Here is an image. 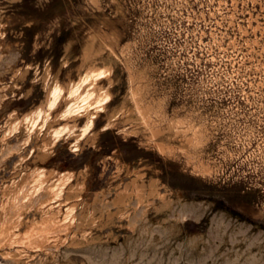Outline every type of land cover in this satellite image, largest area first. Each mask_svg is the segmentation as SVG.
Segmentation results:
<instances>
[{"label":"rangeland","instance_id":"374dc122","mask_svg":"<svg viewBox=\"0 0 264 264\" xmlns=\"http://www.w3.org/2000/svg\"><path fill=\"white\" fill-rule=\"evenodd\" d=\"M166 6L167 0H0V209L4 186L36 166L47 172L52 168L82 171L72 182L85 176V190L76 200L66 201L64 195L50 200L43 190L32 193L34 207L23 211L24 220L41 218L50 206L59 209L63 218L71 204L76 216L52 230L47 242L36 243L41 245L37 248L24 242H1L0 264H264V168L244 160L240 170L245 176L238 179L231 161L203 147L193 160L179 151L162 154L148 140L145 124L135 119L122 49L129 44L132 71L144 76L151 97L164 100L158 76L152 74L160 53L155 51L157 43L167 36L174 46L177 23L172 16L170 29L165 28L166 16L174 14ZM91 61L111 64L114 81L113 98L94 131L108 121L111 111L126 104L111 129L100 131L94 142L92 137L84 140L79 152L73 151L74 138L61 140L50 159L43 158L38 148L44 134L32 137L27 146L20 143L25 138L23 128L3 139L12 111L21 114L44 98L48 64V80L61 66L60 79L68 83ZM164 108L169 117L184 116L173 103ZM247 120H264V110ZM135 127L137 136L120 131ZM161 138L189 148L173 132ZM201 163L210 165L209 174L196 166ZM136 171H145L146 180L155 176L169 186L171 205L161 207L160 199L151 197L146 207L132 197L119 210L113 199ZM90 216L97 217L95 223L81 219ZM25 226L16 231L24 232Z\"/></svg>","mask_w":264,"mask_h":264},{"label":"bare ground","instance_id":"6f19581e","mask_svg":"<svg viewBox=\"0 0 264 264\" xmlns=\"http://www.w3.org/2000/svg\"><path fill=\"white\" fill-rule=\"evenodd\" d=\"M110 52L115 54L112 48H110ZM130 52L132 51H130V46L127 43L122 49V55L126 58V66L129 71V98L134 103L133 109H135L136 113L135 119H141L139 121L145 124L149 133L148 140L154 142L156 149L160 153L169 154L179 151L181 153H187L193 160L199 155L198 152L206 141L202 127L193 124L187 116H180L178 113H175L169 117L166 114L163 100L151 97L148 91H146V86H148V84L146 85V83H144V76L132 71V67L130 66L131 63H129ZM89 54V50L87 49L85 51V56L87 57ZM49 68L50 65L48 64L45 75L46 93L44 98L21 114H18L17 110L12 111L6 119L4 125L6 130L3 136V139L6 140L13 131L23 128L25 138L20 141V143L27 146L30 144L29 142L32 137L33 139H37L44 134L43 140L38 148L41 156L48 159L54 154L55 148L61 140L68 141L74 138V141L71 142L72 148L77 149L76 152H79L82 149V142L84 140H89L92 137L94 142L100 131L105 132L111 129L118 119L120 112L124 111L126 107L125 102H123L120 107L108 114V121L101 129L99 131H94L97 119L102 113L106 112L113 98L111 87L114 81L112 78L113 72L111 64L105 62L100 65L95 61H91L90 64L85 66V71L82 73L80 72L78 78L70 79L68 83L60 79L59 73L61 72V66L58 72L54 73L48 80L50 74ZM103 80H106L105 84L102 83ZM53 93L56 95L54 96ZM30 94L31 90L29 89L26 94L27 99L31 97ZM53 100H55V104H53ZM129 118L130 117H127L126 120ZM80 120H83V123H81ZM164 122H166V126H164ZM89 124H91V128L88 127ZM45 129H47V131H45ZM85 129H87V131H85ZM120 131L125 136L132 134L137 136L139 132L136 127L132 130L122 128ZM166 132H173L176 136L181 135V140H184L189 148H185L181 145H174L172 142H166L167 140L165 141L161 138ZM190 148L194 149V154H191ZM35 151L33 146V152ZM24 158L25 157L20 154L19 159L23 160ZM17 163L18 162L15 163L14 167L17 166ZM199 165L196 166L199 167L203 174L210 173V165L206 166L204 163ZM47 170L48 169L45 167L36 166L29 173H25L18 181L14 180L12 184L4 186L2 190L4 200L0 209V243L3 241L4 243L8 242V244L24 242L25 245L27 243L31 245L32 248L33 246L36 247V245L41 246L39 244L48 239V235L52 230L74 220L76 216L74 213L75 204H71L66 208L63 218L58 214L59 209L55 211L51 209L54 206H50L48 209L46 207V211H42L41 218L31 219V217H28L29 219L24 220L23 211L31 210L34 207V205L31 204V198L32 193L34 194L35 191H45L50 200L64 195L65 200L69 201L79 198L85 190V176H83L82 180L72 182L73 177L81 175L82 171L75 173L69 170L59 171L54 168L49 169L50 172H47ZM145 173V171H136L132 179L125 182L120 190L118 189L113 203L119 210L122 207L128 206L132 197H136L139 203H145L146 207L151 203L149 202V198L151 197L159 198L161 207L171 205V197L168 196L167 192L168 190L171 191L170 187L162 183L160 179L155 176H152L148 180L144 179ZM162 186L164 188L166 186V188L162 189ZM44 199H46V197ZM157 209L159 210L160 206H158ZM81 219L95 223L97 217L90 216L88 219L84 217ZM22 224H26V229L24 232L18 233L16 230Z\"/></svg>","mask_w":264,"mask_h":264},{"label":"built area","instance_id":"2783aa9c","mask_svg":"<svg viewBox=\"0 0 264 264\" xmlns=\"http://www.w3.org/2000/svg\"><path fill=\"white\" fill-rule=\"evenodd\" d=\"M172 2L165 28L174 16V46L167 36L157 43L151 74L163 104L201 126L203 148L231 161L242 179L244 160L264 168V120H247L264 110V0Z\"/></svg>","mask_w":264,"mask_h":264},{"label":"snow or ice","instance_id":"6c2138e0","mask_svg":"<svg viewBox=\"0 0 264 264\" xmlns=\"http://www.w3.org/2000/svg\"><path fill=\"white\" fill-rule=\"evenodd\" d=\"M26 3H34V0H25ZM51 6V5H49ZM91 128V127H89ZM73 151H77V149L73 148Z\"/></svg>","mask_w":264,"mask_h":264},{"label":"clouds","instance_id":"9594fccd","mask_svg":"<svg viewBox=\"0 0 264 264\" xmlns=\"http://www.w3.org/2000/svg\"><path fill=\"white\" fill-rule=\"evenodd\" d=\"M53 95L55 96L56 94L53 93ZM53 104H55V100H53ZM88 127H91V124H89ZM85 131H87V129H85Z\"/></svg>","mask_w":264,"mask_h":264}]
</instances>
